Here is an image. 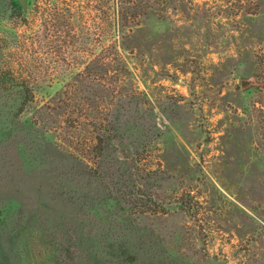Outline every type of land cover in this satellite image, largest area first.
Returning <instances> with one entry per match:
<instances>
[{
	"label": "rangeland",
	"instance_id": "374dc122",
	"mask_svg": "<svg viewBox=\"0 0 264 264\" xmlns=\"http://www.w3.org/2000/svg\"><path fill=\"white\" fill-rule=\"evenodd\" d=\"M157 2L118 32L113 0H0V69L34 93L20 111L0 92V264H103L112 241V264H264V0ZM114 42L90 84L132 98L110 146L121 189L107 226L102 180L81 181L101 207L84 219L51 185L69 167L78 74ZM123 185L141 186V205Z\"/></svg>",
	"mask_w": 264,
	"mask_h": 264
},
{
	"label": "trees",
	"instance_id": "16d2710c",
	"mask_svg": "<svg viewBox=\"0 0 264 264\" xmlns=\"http://www.w3.org/2000/svg\"><path fill=\"white\" fill-rule=\"evenodd\" d=\"M162 4V3H161ZM160 5L157 0H113L114 10L112 12L113 22H115L118 32L124 31V27L129 23H137V26L140 25L141 19H146V10H151L154 6L159 7ZM144 23V22H143ZM125 36L126 33H124ZM133 34V33H132ZM115 44L114 53L112 60L105 58L103 54L99 57L98 63V72L92 71H84L81 74H78V84H84V88L78 91V95L80 96V102L76 108V118H70L65 122L66 128V137H67V149L63 148V152L66 154V160L68 164V170L64 174H59V172L55 173L54 182L51 186L54 189H61L60 196L63 197L67 203L75 206L77 213L82 217H94L98 214L101 207L96 195L91 190H88L82 184V180L86 177L88 182H91L94 179L102 180L104 182V195L101 197V202L106 207V225L110 226L112 222V218L110 216V212H112V207L110 205L111 201H115L113 198L114 193L118 194V191L121 188L116 189L115 178H112L109 174V169L111 167V159H110V146L113 142H115L119 137V124L120 121V113L119 110L123 109L124 106L130 105L132 103V98L125 93H120L116 91V88H105L102 93H99L97 90L93 88L92 81L96 78H100L97 76L99 72L108 71V68L112 67L113 60L118 59L119 48L121 45L119 42L113 43ZM100 65V66H99ZM116 68V72L120 75L123 68ZM103 70V71H102ZM109 72V71H108ZM15 70L12 68L8 69H0V92L6 93L8 95H14L17 97L19 103V110H23L27 105V101H30V97L34 99L33 91H28L26 83H21L18 81ZM106 74V73H104ZM108 74V73H107ZM17 82L19 83H16ZM122 79L118 80V84H122ZM259 85V83H256ZM7 85V86H6ZM9 85V86H8ZM12 86V87H11ZM10 87V88H7ZM24 87V89H23ZM107 91L109 95H113L112 99L115 98L114 94L118 95L117 104L116 102H112L111 100H105L103 98V94ZM133 93L138 94V91L133 90ZM101 105V106H100ZM261 116H263V109L259 111ZM73 114V111L70 115ZM85 127L88 129V133L86 136L83 134L85 131ZM22 134L21 131L16 134ZM4 135L7 136L6 132ZM89 137V138H88ZM81 144V145H80ZM79 145V149L75 150ZM57 146V145H55ZM65 144L63 145V147ZM56 161V160H54ZM76 163H78V167H76ZM58 179V182H57ZM61 179V181L59 180ZM79 185L83 186L84 189H79ZM62 187L65 188L66 192ZM130 186L123 185L121 193L126 195H131L132 193L127 192L126 189ZM134 188V189H133ZM130 187L132 191L135 192L133 198L136 202L133 201L134 204H140L143 202V193L139 190L141 186ZM136 190V191H135ZM131 204H122L123 206H129ZM125 215V214H124ZM122 215V225L123 228L129 229L131 233L132 221L128 216ZM84 219V218H82ZM87 221V220H86ZM132 232H137L132 230ZM114 245L117 246L115 242H105V246L108 248V252H106V256L101 259L103 260V264H112V256L110 253V249L114 248ZM67 250L68 263L74 262V253ZM125 253L123 254V256ZM126 257V256H125Z\"/></svg>",
	"mask_w": 264,
	"mask_h": 264
},
{
	"label": "water",
	"instance_id": "95a60500",
	"mask_svg": "<svg viewBox=\"0 0 264 264\" xmlns=\"http://www.w3.org/2000/svg\"><path fill=\"white\" fill-rule=\"evenodd\" d=\"M20 1H22L23 2V0H20ZM246 84H252V85H255L256 83H255V81L253 80V79H249V80H243V81H241V86L242 87H244Z\"/></svg>",
	"mask_w": 264,
	"mask_h": 264
}]
</instances>
